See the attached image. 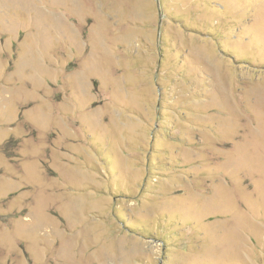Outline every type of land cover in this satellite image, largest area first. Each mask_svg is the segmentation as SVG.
Here are the masks:
<instances>
[{"label": "rangeland", "instance_id": "374dc122", "mask_svg": "<svg viewBox=\"0 0 264 264\" xmlns=\"http://www.w3.org/2000/svg\"><path fill=\"white\" fill-rule=\"evenodd\" d=\"M0 264H264V0H0Z\"/></svg>", "mask_w": 264, "mask_h": 264}]
</instances>
